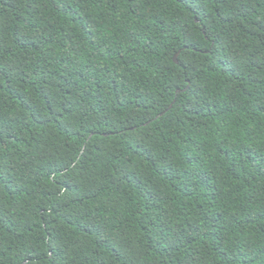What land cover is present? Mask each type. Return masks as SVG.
Here are the masks:
<instances>
[{"label": "trees", "instance_id": "1", "mask_svg": "<svg viewBox=\"0 0 264 264\" xmlns=\"http://www.w3.org/2000/svg\"><path fill=\"white\" fill-rule=\"evenodd\" d=\"M0 264H264V0H0Z\"/></svg>", "mask_w": 264, "mask_h": 264}, {"label": "water", "instance_id": "2", "mask_svg": "<svg viewBox=\"0 0 264 264\" xmlns=\"http://www.w3.org/2000/svg\"><path fill=\"white\" fill-rule=\"evenodd\" d=\"M176 56L177 54H175V56L173 57V61L176 63ZM179 91H176V93H178ZM170 108V107H169Z\"/></svg>", "mask_w": 264, "mask_h": 264}]
</instances>
